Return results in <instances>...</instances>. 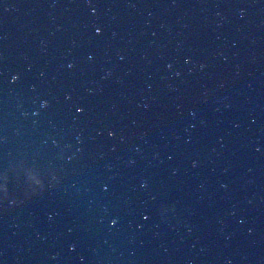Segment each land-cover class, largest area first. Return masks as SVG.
I'll list each match as a JSON object with an SVG mask.
<instances>
[{
  "label": "water",
  "instance_id": "water-1",
  "mask_svg": "<svg viewBox=\"0 0 264 264\" xmlns=\"http://www.w3.org/2000/svg\"><path fill=\"white\" fill-rule=\"evenodd\" d=\"M0 264H264L227 0H0Z\"/></svg>",
  "mask_w": 264,
  "mask_h": 264
},
{
  "label": "snow or ice",
  "instance_id": "snow-or-ice-1",
  "mask_svg": "<svg viewBox=\"0 0 264 264\" xmlns=\"http://www.w3.org/2000/svg\"><path fill=\"white\" fill-rule=\"evenodd\" d=\"M79 111H81V112H82V111H83V108H80V109H79ZM113 223H116V221H113Z\"/></svg>",
  "mask_w": 264,
  "mask_h": 264
},
{
  "label": "clouds",
  "instance_id": "clouds-1",
  "mask_svg": "<svg viewBox=\"0 0 264 264\" xmlns=\"http://www.w3.org/2000/svg\"><path fill=\"white\" fill-rule=\"evenodd\" d=\"M97 31H99V29H97Z\"/></svg>",
  "mask_w": 264,
  "mask_h": 264
}]
</instances>
